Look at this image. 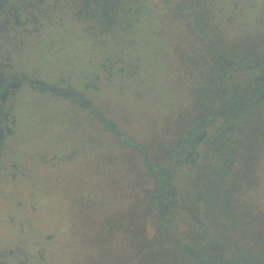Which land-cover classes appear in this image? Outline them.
Returning a JSON list of instances; mask_svg holds the SVG:
<instances>
[{
  "label": "flooded vegetation",
  "instance_id": "1",
  "mask_svg": "<svg viewBox=\"0 0 264 264\" xmlns=\"http://www.w3.org/2000/svg\"><path fill=\"white\" fill-rule=\"evenodd\" d=\"M107 90L122 94V111L131 109V117L122 118V128L107 117L117 133L106 127L101 133L113 136L124 159L134 161L145 184L151 182L149 188L133 182L141 204L129 214L135 220H145L142 206H150L155 227L166 233L187 213L203 233L208 224L195 217L184 196H192L206 217L207 205L220 207L232 180L251 181L249 193L259 190L264 0H0V200L10 194L9 205L21 211L0 206V226L23 237L27 225L42 224L33 205L41 184L64 158L78 157L77 145L62 157L56 127L47 128L46 104L63 101L103 116L99 104ZM256 136L262 151L249 169ZM236 199L241 206L251 203L243 194ZM260 216L258 225L239 222L243 237L234 240L245 249L238 247L231 259H260L246 240L255 229L264 234ZM172 236L165 239L179 252L175 257L191 264L209 259ZM54 237L0 240V264H49L45 245Z\"/></svg>",
  "mask_w": 264,
  "mask_h": 264
},
{
  "label": "rangeland",
  "instance_id": "2",
  "mask_svg": "<svg viewBox=\"0 0 264 264\" xmlns=\"http://www.w3.org/2000/svg\"><path fill=\"white\" fill-rule=\"evenodd\" d=\"M79 72L81 71H76L75 76ZM102 88L99 83L98 89ZM105 92L109 96L100 100L99 104L101 111L105 113L103 117L105 120L108 117L111 122L116 123L117 128H122V118L131 117V109L122 111V94L119 92ZM103 94L102 92L101 96ZM55 106L57 111H53ZM46 107L51 108L45 109L50 124L47 122V128L56 127V132L60 135L59 143L64 144L62 154L70 146L77 145L78 157L75 156L73 162L70 158H64L53 176H50L51 181L47 179L48 182L41 184V198H37L33 205L37 208V217L42 224L27 225L23 237L16 236L17 232L1 225L0 240L13 241L19 238L26 241L37 238L40 234L54 235V239L45 245L50 252L49 264H191L174 256L179 252L171 250L165 239L166 234H172L173 239L191 245L198 255L210 258L206 259L207 262L211 259L216 262L218 257L225 258L222 261L229 260L235 256L238 247L240 251L245 249L242 241L236 242L234 239L243 237L237 228L240 221L258 225L257 218L261 214L264 217V157L260 161L258 159L259 179L255 176L254 181L259 184L261 181L259 190L249 193L245 187L251 181L240 184L237 179L232 180L221 193L220 207L215 206L213 209L212 205H207L206 217L203 210L194 205L192 196H184L193 204L189 208L195 217H200L208 224L206 231L201 233L199 228L193 227L186 213L173 222L174 230L170 232L169 225V231L163 233L162 228L157 230L155 227L150 206H142L146 213L145 220L144 216L135 220L129 215L138 211V206H141L138 198H134L136 192L132 187L133 182L141 181L138 184L147 188L151 186V182H143L134 161L130 163L127 158L125 160L122 156L125 151L122 153V149L115 147L117 142L113 136L102 135L101 127L106 123H100V115L81 112L63 101L57 104L47 103ZM42 119L46 120L44 117ZM46 134L48 139V133ZM258 136L250 148L252 152L246 162L249 169L257 160L256 155L262 151L258 149ZM68 154L66 152L62 157ZM53 177L56 181L52 180ZM179 181L180 186H187L184 177ZM237 194H243L251 205L241 206L236 199ZM12 201L13 197L7 194L0 200V206L21 212L9 205ZM143 202L148 205L146 199ZM213 210L218 215L209 214ZM215 223L219 226H215ZM28 232L33 233V237ZM256 232L257 229L251 232V237L255 235L254 237L246 239L247 243H251L248 249L252 251L254 258H260L250 259L252 263H256V260L264 262L261 259L264 258V234L257 236ZM175 245L178 243L175 242Z\"/></svg>",
  "mask_w": 264,
  "mask_h": 264
},
{
  "label": "trees",
  "instance_id": "3",
  "mask_svg": "<svg viewBox=\"0 0 264 264\" xmlns=\"http://www.w3.org/2000/svg\"><path fill=\"white\" fill-rule=\"evenodd\" d=\"M96 109H97V108H96ZM96 113H97L98 115H100L101 118H103L102 114H100L97 110H96ZM100 120H101V119H100ZM103 120H104L103 124L106 123V124H104V127L109 128L113 133H117V131L111 129L112 127H111V125H109V123H108L107 120L102 119V121H103ZM121 144H122V142H121ZM164 187H165V184L162 183V180H161V183H160V185H159V191H158V194H159L160 196H161V194H163ZM206 259H207V258H206ZM206 259H202V260H201V259H195V260H197V261L200 260V261H201L200 263H197V264H242V263H240V262H242L241 259H229V260H223V261H222V259H219V260H217L216 262L212 261V259H211L210 262H207ZM209 259H210V258H209ZM249 260H250V259H249ZM250 261H251V260H250ZM245 262H248V260L246 259ZM244 264H246V263H244ZM253 264H264V262H262V261H257V260H256V263H253Z\"/></svg>",
  "mask_w": 264,
  "mask_h": 264
}]
</instances>
